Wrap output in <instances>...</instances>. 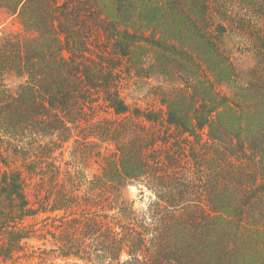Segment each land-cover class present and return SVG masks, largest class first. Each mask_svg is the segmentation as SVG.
<instances>
[{
    "label": "trees",
    "instance_id": "1",
    "mask_svg": "<svg viewBox=\"0 0 264 264\" xmlns=\"http://www.w3.org/2000/svg\"><path fill=\"white\" fill-rule=\"evenodd\" d=\"M0 8L25 33L0 40V264H264V0Z\"/></svg>",
    "mask_w": 264,
    "mask_h": 264
},
{
    "label": "rangeland",
    "instance_id": "2",
    "mask_svg": "<svg viewBox=\"0 0 264 264\" xmlns=\"http://www.w3.org/2000/svg\"><path fill=\"white\" fill-rule=\"evenodd\" d=\"M6 35H20L24 36L25 33L22 27L19 24V20L16 15H12L7 10L0 8V40L3 36ZM225 48L230 52L233 61L236 65V68L240 74L243 73L253 67L255 65L254 58L252 54L247 52H243L241 47L244 46L245 38L238 33L228 34L223 38ZM20 79H16L13 76H9L7 78V85L11 90H15L19 85ZM157 83L155 80H151L149 85L140 82V81H131L126 89V100L129 104H135L140 106L141 108L147 109L148 107H155L156 102L153 98V86H156ZM130 88V89H129ZM153 102V103H152ZM102 151L106 153V149H113L112 145H103ZM100 161L94 160L92 165L90 166L91 169H88L90 174L98 172L100 169ZM124 196L131 202H135L136 208L143 209L149 202V195L146 194L145 197H141L139 188L137 186H130L126 188L124 191ZM31 247H39L41 246V242H32L30 243ZM42 247V246H41ZM28 259L22 260L23 264H29L27 262ZM37 262V261H36ZM57 264H63V262L59 261L56 262ZM6 264H22V262H13V263H6Z\"/></svg>",
    "mask_w": 264,
    "mask_h": 264
}]
</instances>
